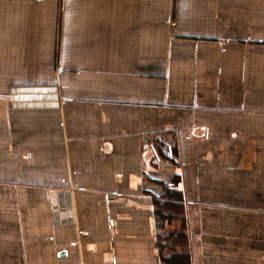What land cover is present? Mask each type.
<instances>
[{
  "label": "crops",
  "instance_id": "1",
  "mask_svg": "<svg viewBox=\"0 0 264 264\" xmlns=\"http://www.w3.org/2000/svg\"><path fill=\"white\" fill-rule=\"evenodd\" d=\"M0 264H264V0H0Z\"/></svg>",
  "mask_w": 264,
  "mask_h": 264
},
{
  "label": "built area",
  "instance_id": "2",
  "mask_svg": "<svg viewBox=\"0 0 264 264\" xmlns=\"http://www.w3.org/2000/svg\"><path fill=\"white\" fill-rule=\"evenodd\" d=\"M62 67H59V69H61Z\"/></svg>",
  "mask_w": 264,
  "mask_h": 264
},
{
  "label": "rangeland",
  "instance_id": "3",
  "mask_svg": "<svg viewBox=\"0 0 264 264\" xmlns=\"http://www.w3.org/2000/svg\"><path fill=\"white\" fill-rule=\"evenodd\" d=\"M59 68V67H58Z\"/></svg>",
  "mask_w": 264,
  "mask_h": 264
}]
</instances>
